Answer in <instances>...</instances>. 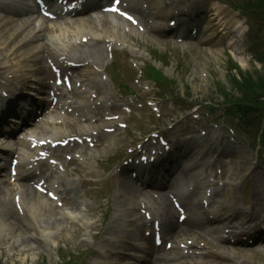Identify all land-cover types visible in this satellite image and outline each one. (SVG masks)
I'll list each match as a JSON object with an SVG mask.
<instances>
[{"label":"rangeland","instance_id":"374dc122","mask_svg":"<svg viewBox=\"0 0 264 264\" xmlns=\"http://www.w3.org/2000/svg\"><path fill=\"white\" fill-rule=\"evenodd\" d=\"M136 41V40H135ZM243 41L247 44L250 45V43L253 42V38L247 37L244 38ZM138 45H135V48L139 50V52H148L152 48V44L149 42H144V41H136ZM181 48V47H180ZM189 49V47L187 48ZM245 49H242V52ZM199 51L197 49L195 50H189L186 54V56L181 55L177 51L175 53L173 52L171 55V58L169 59V68L168 70L171 71V75L176 77L177 76V71H174L175 66L177 67L178 70H180V73L178 75V81L180 87H184L186 89V80L190 79L189 85H190V90L189 93L194 99H199L201 100L202 103L205 105L211 104L214 101L220 100L219 93L220 90L218 86L223 87L225 86L227 89H231L232 94H236L235 91H233L232 84L230 83L232 81V77H229V74L225 70V68L219 69L218 66H215L212 68V72H208V77L205 78V76L200 74V66L207 64L206 67H208V62L207 61H202L200 58V54L198 55ZM141 58H144L143 54L141 55ZM222 59H226L225 56H221L218 61L222 63ZM236 60L238 67L246 71V74H250L251 72L254 77L252 79L255 82L259 81L258 75L261 74V72L264 69V66H261L259 64H256L254 60L252 59L251 55L249 53H245L243 55H240L239 52H236L235 57L233 58V61ZM220 67V66H219ZM249 71V72H248ZM248 77V75H247ZM251 78V77H248ZM182 84H185L183 86ZM240 89V88H239ZM261 93L263 94L264 91L261 90ZM220 113V112H218ZM99 188H106L105 183L99 186ZM113 195V193H112ZM90 206H93L95 208H98L100 204H104V201L101 199L94 200L92 203H89ZM84 209V208H83ZM100 211L98 210L96 214H94L92 209L87 210L84 214H81V221L82 225H78V227L83 229V233L90 231V225H95L97 221L100 219ZM43 227L47 228L49 227V223L47 221L42 222ZM70 222H63L58 229L63 228L65 231L64 236L66 237V240L70 242V245L72 247H76L79 241L74 238V227H70ZM57 228V227H56ZM55 228V229H56ZM44 230L43 228H41ZM45 232H48L49 230H44ZM3 238H7L5 236L0 235V264H25L22 261V258L24 256L19 257L18 259L16 258L15 260L9 261L6 258H4L1 255V252L5 248L6 253L9 254L8 252L10 251L12 255V243L14 239H12L11 242L8 243V241L2 240ZM20 254V252H17ZM29 254H36V252H30ZM3 261V263H2ZM44 263H48L46 259L42 260ZM28 264H40V263H35L33 261H28ZM52 264H59V263H52Z\"/></svg>","mask_w":264,"mask_h":264},{"label":"bare ground","instance_id":"6f19581e","mask_svg":"<svg viewBox=\"0 0 264 264\" xmlns=\"http://www.w3.org/2000/svg\"><path fill=\"white\" fill-rule=\"evenodd\" d=\"M215 15L217 16V18H219V24H220L219 28H221V29L223 27V24L225 26H227L234 19V16H230L228 14H226L225 16H222L223 15V11H221L220 13L218 11H216ZM162 18L166 19V15H164ZM210 21H212V19H210L209 22L206 24V26L203 27V30H201V33L203 34V37H204L205 40H207V42L210 41L212 39V37L216 34V32H214L216 30L214 29L212 31L211 29H213L214 26L217 25V23L216 22L212 23ZM104 25H105L104 32L107 33V34H110L111 31H109L108 29H113L114 25L112 23H109V22H106ZM85 27L90 32L93 31V27L89 23H85ZM89 35L90 34H88L87 36H89ZM87 36H81V37H87ZM214 41L217 42L219 40L216 39ZM22 43H23L22 46L26 47L27 43H28L27 38H23ZM15 121H17V120H14V122ZM34 178L35 177H32V179H34ZM121 185H122L123 190L126 191V196L132 197L133 201H136L137 198L138 199L142 198V197H140L141 191H140L139 188L134 187L131 184L125 183L124 181L121 182ZM8 205L9 204L3 203L0 200V206H1L0 215H1L2 218H5L6 220L13 221L15 223V226H13V228H17V230H18V225L21 223V221H19L18 215L15 212V210L13 208L9 207ZM38 205H40L39 200L28 198L26 200V204L24 205L25 209L27 210V216L30 215L31 217H34L35 215H37V213H38L37 206ZM170 215H172V210L170 208H168V207H164L163 212H162V216L165 218L166 227L168 229L172 230L175 227V223H173L171 221V219H169ZM47 216H48V219H52L53 218V213L48 211L47 212ZM27 220H28V217H27ZM52 225H53V223L51 224V226ZM32 226H33L32 230H35L36 229L35 225L33 224ZM60 226L61 225H59L58 227H60ZM0 235L7 237V238H3L2 240L8 241V242L11 239H16L18 237H19V241L24 242V243L27 242V239L23 238V234L20 231H19V236L13 235V233L10 232V231L0 232ZM177 239H181L180 235L177 236ZM14 243H13L12 246H14ZM1 244H2V242L0 243V245ZM35 251L36 250H31V252H35ZM37 256L40 257V258H43V256L40 253H37ZM246 260L249 261L248 259H246ZM165 261H167V259H165V260L162 259L161 261L158 262V264H163V263H165Z\"/></svg>","mask_w":264,"mask_h":264},{"label":"snow or ice","instance_id":"6c2138e0","mask_svg":"<svg viewBox=\"0 0 264 264\" xmlns=\"http://www.w3.org/2000/svg\"><path fill=\"white\" fill-rule=\"evenodd\" d=\"M119 2V0H117V3ZM129 18H131V17H129Z\"/></svg>","mask_w":264,"mask_h":264}]
</instances>
